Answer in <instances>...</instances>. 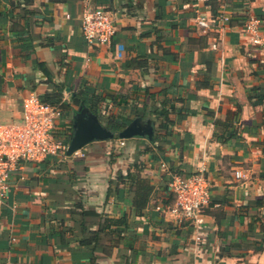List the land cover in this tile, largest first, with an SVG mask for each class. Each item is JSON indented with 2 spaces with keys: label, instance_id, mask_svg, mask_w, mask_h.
<instances>
[{
  "label": "crops",
  "instance_id": "obj_1",
  "mask_svg": "<svg viewBox=\"0 0 264 264\" xmlns=\"http://www.w3.org/2000/svg\"><path fill=\"white\" fill-rule=\"evenodd\" d=\"M91 2L115 20L110 44L86 41L83 0H0V119L19 120L24 97L64 83L70 106L58 135H74L81 105L72 96L87 87L102 98L103 124L105 115L141 117L162 138L139 135L121 146L117 133L79 149L84 155L23 161L0 204V264H264V49L244 31L255 15L264 32V0ZM224 14L228 21L217 18ZM143 104H166L170 134L154 114L136 115ZM172 167L205 169L209 180L199 243L192 224L159 209L171 197ZM138 169L155 186L143 214L134 185L118 180ZM237 169L248 178L237 179ZM124 215L126 228L101 230Z\"/></svg>",
  "mask_w": 264,
  "mask_h": 264
},
{
  "label": "built area",
  "instance_id": "obj_2",
  "mask_svg": "<svg viewBox=\"0 0 264 264\" xmlns=\"http://www.w3.org/2000/svg\"><path fill=\"white\" fill-rule=\"evenodd\" d=\"M220 21H228L229 15H219ZM81 27L86 41L91 45L110 44L116 33V23L108 10L95 6L91 0H83ZM203 31L207 32L209 24L200 18ZM262 21L251 15L244 23V31L251 44L264 49V32ZM62 116L58 105L44 102L36 93L24 97L22 117L19 120L0 119V204L11 191L10 178L23 161H40L49 155L66 156L69 143L56 133L57 121ZM125 145V139L119 141ZM77 150L74 154H79ZM84 155V153H80ZM205 169L196 173H170L169 188L172 202L159 209H166L178 220L188 221L196 229L195 240L203 239V218L201 212L211 205L210 183ZM237 179H247L248 172L237 169Z\"/></svg>",
  "mask_w": 264,
  "mask_h": 264
},
{
  "label": "trees",
  "instance_id": "obj_3",
  "mask_svg": "<svg viewBox=\"0 0 264 264\" xmlns=\"http://www.w3.org/2000/svg\"><path fill=\"white\" fill-rule=\"evenodd\" d=\"M66 86L64 83H55V88L51 93L45 94L41 96V100L44 102L51 103L53 105H58L62 110L66 107L70 106V103H67L64 100V90ZM102 98L96 94L93 90L89 88H84L75 93V95L72 96V101L75 103V105L80 106L82 104H85L89 107L90 111L95 113L96 115H99V108H100V102ZM171 110L166 106V104H163L161 107L156 106L150 108L147 104H143L140 108L138 107L136 110L137 116H148V115H155V118L153 120L154 123L159 122V127L165 129V135L170 134V125L173 123L171 117H170ZM132 119H121L120 117H117L115 115H105L104 116V124L107 128L112 130L115 133H118L121 129L126 127ZM235 133H230V136H233ZM62 136V135H61ZM73 136V133L69 134L64 137L65 141L68 143ZM118 137V136H116ZM162 138V135H159L158 133H155L152 142H158ZM159 150L162 149V146L158 145L157 147ZM173 173H182V171L176 169V168H170ZM118 180L122 182H131L134 185V195H133V206L136 208V212L138 214H143L145 209L148 207L152 194L154 192L155 186L146 178H143L140 174V169L131 171L129 170L126 175H120L118 176ZM169 181L170 177L167 179V191L170 193V199L166 201L165 206L169 205L172 202L173 196L170 192L169 188ZM119 183V182H118ZM89 211H83V214H87ZM106 223L104 226H102V229H105V227H108L111 224L125 226L128 224V217L126 215L114 219V218H106ZM125 229L116 230L117 235L119 238L122 237V232ZM99 232H96L98 234Z\"/></svg>",
  "mask_w": 264,
  "mask_h": 264
},
{
  "label": "water",
  "instance_id": "obj_4",
  "mask_svg": "<svg viewBox=\"0 0 264 264\" xmlns=\"http://www.w3.org/2000/svg\"><path fill=\"white\" fill-rule=\"evenodd\" d=\"M74 135L69 143L67 154L72 155L94 140L114 138L117 133L107 128L94 113L82 104L74 117ZM151 121L144 122L141 117L135 118L130 124L118 132L120 138H131L139 135L153 137Z\"/></svg>",
  "mask_w": 264,
  "mask_h": 264
}]
</instances>
